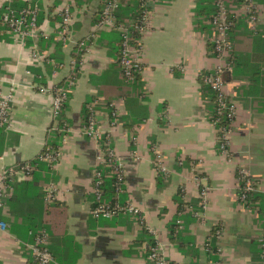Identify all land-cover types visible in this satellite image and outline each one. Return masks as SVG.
<instances>
[{"label": "crops", "instance_id": "0c3cea01", "mask_svg": "<svg viewBox=\"0 0 264 264\" xmlns=\"http://www.w3.org/2000/svg\"><path fill=\"white\" fill-rule=\"evenodd\" d=\"M26 1L40 9L39 34L54 39L39 46L38 38L20 43L6 32L9 37L0 40V95L14 90L10 126H0V176L5 167L36 157L53 139L52 88L71 78L78 43L86 40L89 47L78 77L70 82L64 112L70 127L61 138L53 179L45 186L54 188L64 210L59 214L64 230L51 241L52 264H151L138 216L91 215L102 152L84 130L83 107L89 98L95 101L97 125L109 133L123 168L127 199L170 264H212L206 242L216 225L222 228V264H263L264 0H253V22L245 4L229 0L235 19L229 34L234 66L226 80L236 113L226 151L219 149L201 81L221 61L208 45L213 30L202 32L195 25L197 0H148L150 19L137 40L142 45L139 88L122 77L116 58L97 37L105 0ZM67 4L74 24L71 41L63 43L58 31ZM114 109L117 119H112ZM237 170L256 183L251 206L239 200ZM16 177L31 179L22 171ZM180 202L187 211L175 239L171 229L180 218ZM7 218L0 219L5 224L0 226V264H35L34 238L15 234Z\"/></svg>", "mask_w": 264, "mask_h": 264}, {"label": "trees", "instance_id": "16d2710c", "mask_svg": "<svg viewBox=\"0 0 264 264\" xmlns=\"http://www.w3.org/2000/svg\"><path fill=\"white\" fill-rule=\"evenodd\" d=\"M106 1V0H105ZM246 0H236L237 3H245ZM229 0H226L227 5L229 6ZM29 3L26 0H14L13 7L15 8H23L27 6ZM195 12V25L198 30L205 32L206 30L212 31V25L210 24V21L212 20L213 15L216 13V6H215V0H197L196 8L194 10ZM40 13V12H39ZM143 13V7H142V0H121L119 7L115 11L116 15V24H123L128 27L129 35L131 38V43L135 46H137V40L141 38V32L137 29V25L139 24V19L141 18ZM102 14V11H101ZM101 14L99 18H97V21L100 19ZM41 15V13L39 14ZM1 16H2V8H0V40L7 38L9 36L6 35V28L1 23ZM233 23L235 21L234 16L231 17ZM38 23H41V16L38 17ZM233 28V26H232ZM231 28V30H232ZM231 30L229 34L231 33ZM102 40V44L105 45L110 53L116 58V63L121 67V74L122 77L130 82L131 84L136 86L137 88L141 87L143 84L142 77L140 74L141 69L137 68L133 71V78L132 80H129L126 78L124 74V68L120 63V59L122 56V41H123V32L120 30H110L108 31H100L97 34V37ZM54 37L52 38H45L42 34H39L38 36V45L42 46L43 44L50 45L53 42ZM90 41L93 40V38L89 39ZM208 45L210 49L213 52V55H216L214 43L208 42ZM81 57H78V65L76 69L73 71L71 78L69 81L65 82L62 81L59 84H56L53 86L52 90L55 92L57 88L65 87L69 88L70 82H74L75 79L78 77L80 72V63ZM0 66H1V60H0ZM141 67V64H139ZM207 73V72H205ZM227 78V77H226ZM203 84V93L205 97L208 100V112L210 114L211 120L216 119L219 117L220 123L219 125L222 126H228L230 123V119L225 114H218L219 106L217 103V94L212 91V89L204 83L203 78L201 79ZM65 82V83H64ZM70 91L67 93V99L62 104L57 116H55V121H57V127L56 130L53 133V139H49L46 146L43 148V150L33 159L28 160L26 162H21L16 165V170H22L23 168L30 167L31 168V179L30 180H23L18 181L17 177L14 175L7 179L10 188L12 189L11 196L9 197L5 208L0 209V219H3V217L6 215H9V218H7V222L10 224L11 230L17 234L18 236H26V235H32L34 238L35 234H37L40 230L45 229L49 233V248L51 249V241L57 237L60 233V231L64 230V222L63 217L59 215L60 213H63V204L59 203L55 197V192L52 193L53 195L51 198L47 199L48 195V188L45 187L48 186L50 182L52 181L53 177L51 176L52 167L54 165L53 162H45L41 160V155H43L48 150H59V146L61 145V138L66 133V130L70 127L69 122L67 118L64 116L65 108L68 104V100L70 97ZM93 98H89L84 103L83 107V119H84V126H86L89 123V118L93 115V112L89 109L88 105L93 102ZM112 119L113 116H112ZM222 135L221 132H218L219 136V149H221L222 140L220 136ZM99 146L103 153L104 161L99 162L97 165L95 172L99 173L100 176L94 175V186L95 189L97 188L98 191H101L102 199L101 202L107 203L110 205H114L115 203H121L124 205L126 201L128 200L126 195V188H125V177L123 175V181L124 183L122 185L119 184V174L123 171V168L114 160H111V164L109 165L110 161V155L109 151L110 149H114L112 139L108 132H105L102 136V138L99 140ZM228 148V147H227ZM227 150V149H226ZM237 176L239 179V200L245 205V206H251L253 200H255V194H256V185L255 189L251 192H246L244 190L245 186V178L247 176L244 175V173L240 170H237ZM99 182V184H96V182ZM118 186H120V189H118ZM202 192V191H201ZM182 188L180 189L178 195L182 194ZM245 195V197L242 199L241 197ZM202 198V197H201ZM179 199V198H178ZM202 202V200H201ZM99 202L96 201V194L93 200L92 207L96 206ZM203 205V204H202ZM56 209H59L56 211ZM187 209L184 207V203L180 202L179 207V215L177 223L173 224L171 229L172 237L175 239H179V229L181 228L180 223L178 222L179 219H181L183 213H185ZM120 215V214H119ZM118 216V215H116ZM138 222H140V219H138ZM176 222V221H175ZM141 223V222H140ZM142 226V234H145L147 236V250H146V256L148 258V255L150 253V248L152 246H155L157 244V241L152 235H148L149 232L146 229L145 225L141 223ZM218 229H221L220 225H216L213 227L210 237L208 238V241L206 242V250L208 254L211 256V261H217L219 260V254H218V247L220 246V240L216 236V232ZM174 235V236H173ZM35 263V261H34Z\"/></svg>", "mask_w": 264, "mask_h": 264}, {"label": "built area", "instance_id": "2783aa9c", "mask_svg": "<svg viewBox=\"0 0 264 264\" xmlns=\"http://www.w3.org/2000/svg\"><path fill=\"white\" fill-rule=\"evenodd\" d=\"M14 0H0V8H2V16L1 23L6 28V32L12 36L13 39L20 43L26 42L28 39L35 40L38 38L40 25L38 23V17L40 9L36 4L29 3L27 6L23 8H15L13 7ZM121 0H106L104 2V6L102 9V14L98 22L96 23V32L103 29H115L123 32V41H122V56L120 59V63L124 68V74L127 79L132 80L133 71L139 68L137 57L140 55L142 51V45L137 41V46L131 43V38L129 35L128 27L123 24H116V15L115 11L120 5ZM148 0H142L143 13L141 18L139 19V24L137 25V29L139 32H143L149 22L150 12L147 7ZM245 9L246 13L249 16L250 22L255 21L254 15V1L246 0L245 1ZM216 13L213 15L210 24L213 28V38L212 42L214 43L216 56L220 59L221 63L216 66L213 70L204 73L202 78L205 84H207L212 91L217 94V103L219 106L218 114H225L231 120L229 123V127L219 125L220 118L212 120L218 132H221L220 136L222 140L221 149L226 151L229 145V133L232 128V124L235 118V106L230 101L227 93V80L226 77L228 73L233 71V58H232V45L229 40V32L233 26V21L231 19L232 12L229 6L226 3V0H215ZM62 20L60 24V28L58 31V40L67 43L71 41V30L72 25L74 24V15L69 4L65 5L61 10ZM95 37V35H93ZM86 40H81L78 43V49L76 57L72 61V69L73 71L76 69L78 65V57H81L86 53L89 49L86 44ZM36 57L38 54L36 53ZM81 64V62L79 63ZM73 83V82H72ZM69 84V87L71 84ZM69 89L65 87L57 88L53 93V113L54 117L57 116L62 104L67 99V93ZM14 96V90L12 89L6 94L0 95V126H10L11 123V102ZM95 101L91 102L88 107L93 112V115L89 118V123L84 127L85 133L93 138L96 142L102 138L104 132L100 130L97 125L95 119ZM113 118L117 119L119 116L118 109H114L112 112ZM68 130V129H67ZM100 147V146H99ZM102 152V151H101ZM60 150H48L43 155H41V160L45 162H53L57 163L59 160ZM101 161H104L103 153H101ZM110 161L111 160L117 162L120 166L121 163L114 151V149H110L109 151ZM100 161V162H101ZM122 167V166H121ZM16 166H8L3 169V172L0 176V209L6 206V203L11 196L12 189L9 186L7 181L8 178L12 176H17L20 171H22L28 178L31 177V168L26 167L22 170H16ZM244 173V172H243ZM94 175L100 176L99 173L95 172ZM124 172L122 171L119 174V184L122 185ZM247 178H245V186L244 190L246 192H251L255 189L256 183L254 180L244 173ZM96 184H99L97 181ZM120 189V186H118ZM47 199L51 198L54 193V188L49 187L48 189ZM203 198H206L207 188L202 190ZM96 201L99 203L91 208V215L94 218H110L119 214L129 213L132 215H136L139 217L140 222L143 223V220L140 215L139 209L132 204L129 200L126 201L124 205L121 203H115L114 205H110L107 203L101 202L102 195L101 191L95 189ZM245 195L241 198L243 199ZM182 227V221H178ZM0 226L5 227V224L0 221ZM217 238L220 240L222 236V228L218 229L216 232ZM49 234L45 229L40 230L34 236V241L31 245L32 255L35 261V264H52L54 261L53 254L49 248ZM260 246L262 249V260L264 264V234L260 239ZM221 252V246L218 247V254ZM148 260L151 264H170L166 257L162 254L158 242L155 246L150 248V253L148 255ZM212 264H222L221 260L214 261Z\"/></svg>", "mask_w": 264, "mask_h": 264}]
</instances>
